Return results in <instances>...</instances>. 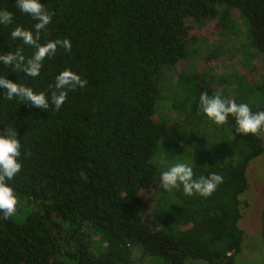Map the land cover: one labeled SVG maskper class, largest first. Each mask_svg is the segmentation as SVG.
Wrapping results in <instances>:
<instances>
[{
  "label": "trees",
  "instance_id": "16d2710c",
  "mask_svg": "<svg viewBox=\"0 0 264 264\" xmlns=\"http://www.w3.org/2000/svg\"><path fill=\"white\" fill-rule=\"evenodd\" d=\"M15 3L0 0V9L14 13L13 24L0 25V52L23 48L30 56L33 50L10 32L37 21ZM41 3L55 14L41 42L68 38L71 52L58 49L35 79L2 65L0 76L46 91L71 68L88 83L58 111L9 101L0 89V133L16 127L23 164L10 182L17 216L0 217V264H140L144 257L149 264H236L245 238L241 195L250 186L251 161L264 154V133L239 134L231 119L213 125L199 114L198 98L207 91L264 110V71L251 82L238 71L213 70L228 55L224 45L239 19L246 30L243 67L258 70L249 49L264 58V0ZM214 19L219 36L203 54L191 24ZM182 59L187 67L165 83V67ZM184 159L196 176L223 177L210 197L160 187L161 172ZM145 194L153 203L150 219Z\"/></svg>",
  "mask_w": 264,
  "mask_h": 264
},
{
  "label": "clouds",
  "instance_id": "9594fccd",
  "mask_svg": "<svg viewBox=\"0 0 264 264\" xmlns=\"http://www.w3.org/2000/svg\"><path fill=\"white\" fill-rule=\"evenodd\" d=\"M16 8L37 21L32 29L17 26L10 32V39L21 41L31 48L32 54L26 56L23 48H17L7 54L0 52V65L9 67L14 73H24L23 77L41 76L46 59L54 57L58 49L71 52L72 41L68 38L41 42L54 13L45 9L41 0H16ZM14 13L0 9V25H11ZM26 80V79H25ZM87 80L71 68L60 71L54 83L46 91H36L21 82H13L8 77L0 76V89L4 90L7 100H20L31 107L47 111L50 107L60 110L68 99L69 93L83 90ZM199 114L206 117L215 126L225 125L229 119L235 122V131L242 135H260L264 133V110L252 111L247 103H237L221 94L210 95L207 91L198 98ZM22 140L14 125L0 133V217L4 220L14 218L18 213L19 198L10 182L20 173L22 164ZM160 187L165 192L181 190L185 196L210 197L223 182V177L216 173L196 176L190 159L170 163L159 177Z\"/></svg>",
  "mask_w": 264,
  "mask_h": 264
},
{
  "label": "rangeland",
  "instance_id": "374dc122",
  "mask_svg": "<svg viewBox=\"0 0 264 264\" xmlns=\"http://www.w3.org/2000/svg\"><path fill=\"white\" fill-rule=\"evenodd\" d=\"M239 28L236 33L230 35L226 39L224 45L228 55H221L214 64L213 70L219 74H230L238 71L245 74V76L252 82L258 79L262 71H264V58L255 52L254 49H249V52L254 53L256 56L253 60L258 70L250 72L245 70L242 64L245 58V53L242 44L246 41L245 25L243 20L239 19ZM218 22L216 19L205 24L198 26L191 24V34L198 37L199 41L197 46L201 53L205 54L215 46L213 43L217 41L219 36ZM200 60L197 61V63ZM205 64V62H199ZM188 62L184 59L180 60L176 65H169L165 67L163 81L165 83L176 82L178 73L187 67ZM232 82V80H231ZM167 101V99H165ZM168 101L165 102L167 105ZM169 108V107H168ZM168 108L163 107L164 110ZM248 178L250 186L248 190L241 195L242 200V217L239 224L245 231V238L243 241L242 250L236 255V264H264V239L263 231L264 226L262 221L264 219V154L254 158L248 167ZM149 200V195L145 194ZM151 200V199H150ZM149 200L150 206L146 210L145 216L150 219L153 215V203ZM138 249L136 254L138 255ZM153 262L147 258L140 260V264H149ZM159 260L155 259L154 264H158ZM137 264V263H135Z\"/></svg>",
  "mask_w": 264,
  "mask_h": 264
},
{
  "label": "flooded vegetation",
  "instance_id": "af4514ba",
  "mask_svg": "<svg viewBox=\"0 0 264 264\" xmlns=\"http://www.w3.org/2000/svg\"><path fill=\"white\" fill-rule=\"evenodd\" d=\"M262 224H263V221H262ZM262 237H263V239H264V235H263Z\"/></svg>",
  "mask_w": 264,
  "mask_h": 264
}]
</instances>
